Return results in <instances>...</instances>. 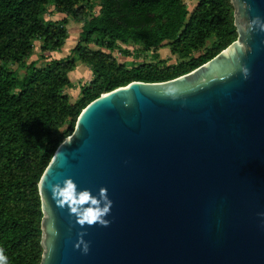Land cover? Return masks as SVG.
<instances>
[{
    "label": "water",
    "instance_id": "water-1",
    "mask_svg": "<svg viewBox=\"0 0 264 264\" xmlns=\"http://www.w3.org/2000/svg\"><path fill=\"white\" fill-rule=\"evenodd\" d=\"M231 3L239 39L214 60L82 113L39 185L42 264H264V0ZM67 179L111 201L107 226L54 198Z\"/></svg>",
    "mask_w": 264,
    "mask_h": 264
},
{
    "label": "trees",
    "instance_id": "trees-1",
    "mask_svg": "<svg viewBox=\"0 0 264 264\" xmlns=\"http://www.w3.org/2000/svg\"><path fill=\"white\" fill-rule=\"evenodd\" d=\"M49 3L83 26L76 54L91 68L94 81L77 104L65 94L73 61H54L45 68L27 65L38 37L51 40V25L45 23ZM91 4L86 13L85 5ZM58 39L59 45L48 43L52 52L63 45L61 35ZM238 39L231 0H202L193 14L184 0H0V252L8 264H42L39 185L92 103L133 83L161 84L187 76ZM168 42L181 59L178 65L129 69L112 56L123 47L125 55L158 53ZM12 66L26 70L23 79Z\"/></svg>",
    "mask_w": 264,
    "mask_h": 264
},
{
    "label": "rangeland",
    "instance_id": "rangeland-1",
    "mask_svg": "<svg viewBox=\"0 0 264 264\" xmlns=\"http://www.w3.org/2000/svg\"><path fill=\"white\" fill-rule=\"evenodd\" d=\"M201 1L184 0L191 14L196 11ZM92 6V4L88 7L85 5V12H90ZM46 8L45 23L46 25H51L48 27H50L52 33L50 42L59 45L61 41L58 39V36L61 35L63 45L57 51L52 52L50 50V42L46 41L44 35H40L34 43V52L27 65L36 63L38 68H45L54 61H73L75 67L74 71L70 74V86L66 88L65 94L69 97L71 104H77L82 98L84 88L89 87L94 81L91 68L88 65H84L76 54V48L80 45L83 26L82 24H78L74 19L68 18L65 14L61 13L53 3H49ZM98 11L99 9L95 8L94 13L98 14ZM64 21H67V25L62 27ZM214 42L215 40H212L208 43L207 50L211 48ZM90 50L96 52L100 49L97 46H91ZM122 50H124V47L119 48L112 56L119 65H125L129 69L152 63L165 64L167 66H175L181 63L180 57L173 51L171 42L166 43L158 53L143 56H137L133 52L130 55H125ZM130 50L132 51L133 49L131 48ZM103 52L110 54L106 51ZM205 52L206 50H203L197 53L195 57H199L205 54ZM12 70L18 74L19 79H23L26 75L24 68L12 66Z\"/></svg>",
    "mask_w": 264,
    "mask_h": 264
},
{
    "label": "clouds",
    "instance_id": "clouds-1",
    "mask_svg": "<svg viewBox=\"0 0 264 264\" xmlns=\"http://www.w3.org/2000/svg\"><path fill=\"white\" fill-rule=\"evenodd\" d=\"M54 198L64 206L67 204L71 213L76 214L78 217V222L81 225H93L100 224L102 226H107L105 220L106 215L109 213L111 208V201L103 196V198L98 199L94 195H90L88 191L78 192L76 186L71 179H67L61 185H55L51 189ZM87 204V208H82L83 205ZM85 233L81 234L83 237ZM81 243L83 240L81 239ZM83 252H88V245L84 244ZM0 264H8L7 257L0 252Z\"/></svg>",
    "mask_w": 264,
    "mask_h": 264
}]
</instances>
